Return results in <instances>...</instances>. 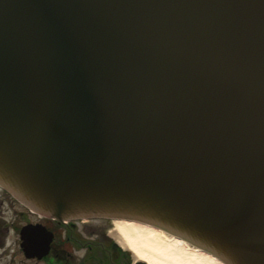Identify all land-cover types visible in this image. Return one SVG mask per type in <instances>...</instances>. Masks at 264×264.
<instances>
[{
  "label": "water",
  "instance_id": "water-1",
  "mask_svg": "<svg viewBox=\"0 0 264 264\" xmlns=\"http://www.w3.org/2000/svg\"><path fill=\"white\" fill-rule=\"evenodd\" d=\"M0 184L264 264V0H0Z\"/></svg>",
  "mask_w": 264,
  "mask_h": 264
},
{
  "label": "flooded vegetation",
  "instance_id": "flooded-vegetation-1",
  "mask_svg": "<svg viewBox=\"0 0 264 264\" xmlns=\"http://www.w3.org/2000/svg\"><path fill=\"white\" fill-rule=\"evenodd\" d=\"M0 264H147L110 219L46 217L0 188Z\"/></svg>",
  "mask_w": 264,
  "mask_h": 264
},
{
  "label": "bare ground",
  "instance_id": "bare-ground-1",
  "mask_svg": "<svg viewBox=\"0 0 264 264\" xmlns=\"http://www.w3.org/2000/svg\"><path fill=\"white\" fill-rule=\"evenodd\" d=\"M114 226L128 249L147 264H223L214 256L150 225L116 219Z\"/></svg>",
  "mask_w": 264,
  "mask_h": 264
},
{
  "label": "rangeland",
  "instance_id": "rangeland-1",
  "mask_svg": "<svg viewBox=\"0 0 264 264\" xmlns=\"http://www.w3.org/2000/svg\"><path fill=\"white\" fill-rule=\"evenodd\" d=\"M191 246V245H190Z\"/></svg>",
  "mask_w": 264,
  "mask_h": 264
}]
</instances>
